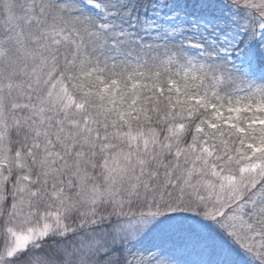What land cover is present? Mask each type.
Wrapping results in <instances>:
<instances>
[{
    "label": "snow or ice",
    "instance_id": "obj_1",
    "mask_svg": "<svg viewBox=\"0 0 264 264\" xmlns=\"http://www.w3.org/2000/svg\"><path fill=\"white\" fill-rule=\"evenodd\" d=\"M0 264H264V0H0Z\"/></svg>",
    "mask_w": 264,
    "mask_h": 264
}]
</instances>
